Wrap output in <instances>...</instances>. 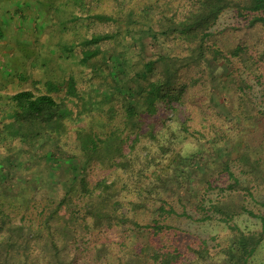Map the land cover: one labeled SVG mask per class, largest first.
Returning a JSON list of instances; mask_svg holds the SVG:
<instances>
[{"label": "trees", "instance_id": "obj_1", "mask_svg": "<svg viewBox=\"0 0 264 264\" xmlns=\"http://www.w3.org/2000/svg\"><path fill=\"white\" fill-rule=\"evenodd\" d=\"M56 1L44 4L54 6L64 16L67 13L63 7L74 6L71 17L61 24L79 25L83 16L76 13L84 9L85 0L55 5ZM135 8H127L126 15L92 9L86 16V22L115 26V31L92 34L84 40L86 44L116 41L123 45L124 39L134 34L135 26L140 27L136 35L151 37L155 43L153 57L140 53L133 63L126 58L122 60L123 69L116 73L110 53L100 49L83 51L84 64L93 69L92 75L107 72L104 77L109 82L111 76L113 84L125 80L124 87L112 85L118 86L115 96L124 102L122 126L111 127L114 107L108 113L107 131L101 133L95 125L71 130L73 114L83 121L80 107L86 109L89 103L80 95L75 75L63 81H39V93L22 90L7 97L6 115L10 122L1 130L2 140L15 133L30 154L40 146L42 154L36 159L35 168L38 173L50 170L51 158L54 160L59 154H68L74 162L69 165L71 172L61 182V188L51 175L43 177L46 182L42 186L38 180L36 185L28 181L17 187L9 176L0 174V264H73L69 246L97 232L117 233L118 239L106 237L95 244L98 260L111 264H253L259 253L264 242V216H258L263 220L261 230H245L235 219L245 213L256 214L232 200L239 190L252 194L253 183L264 184V112L257 111L242 93L230 91L225 95L234 102V118L227 123L220 119V124L213 120L208 124L194 123L186 112V97L203 78L188 79L183 73L201 69L210 58L229 64L238 59L250 71L257 70V64L264 62V0H146L139 12ZM228 10L249 20V41L234 48L212 43L213 28ZM3 37L0 29V40ZM251 47L256 49L257 59L250 53ZM68 48L74 50L75 45ZM130 64L133 73L128 72ZM119 75L123 78L119 79ZM209 78V97L214 103L213 89L225 92L228 83L213 74ZM107 101L112 103L114 99ZM69 102L76 106V113ZM69 136L77 148L64 149L63 142ZM240 140L242 147L235 150V159L230 154L223 156L222 150L228 149L229 143ZM140 144L143 145L139 147ZM207 152L213 154L210 169L198 176L194 187L190 183L196 172L194 159ZM10 157H4L0 169L11 167ZM94 162L117 173L119 181L89 183L83 173ZM233 166H239L240 177ZM78 171L82 173L76 174ZM215 174H227L234 183L231 181L227 187L228 196L209 199L207 208L201 198L212 187L210 178ZM184 190L192 198L183 202V215H188L187 208L191 207L201 215L199 221L218 214L227 223L230 233L220 251L212 253L208 242H203L198 247L189 246L185 255L178 248L163 244L162 233L174 228L166 222L167 216L180 215L172 199ZM41 191L45 194L38 197ZM146 233L148 241L142 242L139 234ZM116 245L119 249L113 253L111 249Z\"/></svg>", "mask_w": 264, "mask_h": 264}, {"label": "rangeland", "instance_id": "obj_2", "mask_svg": "<svg viewBox=\"0 0 264 264\" xmlns=\"http://www.w3.org/2000/svg\"><path fill=\"white\" fill-rule=\"evenodd\" d=\"M46 1L48 0H0V29L4 35L3 39L0 40V134L3 126L10 122L9 117L6 115V111L9 109L7 99L9 95L22 90H33L39 93L38 90L41 89L39 81L48 79L63 81L70 75L77 77L80 95L89 101L86 109L80 107V111L84 112L83 121L77 120L76 115L73 114L74 121L70 122L72 131L75 127L88 125H95L101 133L107 131L108 121H110L108 113L114 107L116 110L112 113L111 127L122 126L125 113L124 102L115 95H117L118 86L124 87L125 80L121 79L123 77L119 75L118 77L121 80L118 79V84H113L111 76H108L110 83L105 79L104 76L107 72L101 73V75H92L93 69L88 64H84L83 51L84 49H100L102 53H110L111 60L114 63L113 73H116L119 69H123L122 60L126 58L133 63L137 61L140 53L148 58L153 57L156 51L155 43L151 37L145 38L143 34L136 35L140 27L137 26L136 29L135 26L133 28L134 34L131 33L127 40L124 39L123 45L117 44L116 41H104L93 45L86 44L84 40L87 41L92 34H106L115 31V26L109 23H95L90 22V20L86 22V16L92 9L102 13L120 11V15H126V9L135 6L136 11L139 12L142 9L139 6L144 5L146 0H85L87 7L85 6L86 8L84 7L83 10H77L76 13L83 16L79 21V25L61 24V21L66 17H71L73 9H76L74 6L63 7L67 13L64 16L54 6L50 7L44 4ZM62 3H68V0H57L55 5ZM134 19L136 22L139 21L137 14H135ZM248 25L249 20L239 17L233 10H228L213 28L212 43H216L217 46L223 48L226 44L229 48H234L239 44L246 43L250 38ZM161 40L164 41L163 38ZM74 45V50L68 48ZM250 49V53L254 54L257 59L256 49L254 47ZM99 62H102V54L99 56ZM129 68L131 69L128 72L133 73V65L130 64ZM212 74L220 78L222 83H228L225 92L217 87L213 89L212 94L214 95L212 98L214 103L210 100V91H208L209 82L211 81L209 76ZM183 76L188 79L192 77L203 78L200 84L198 83L190 88L186 97V112L195 120L194 123L208 124L213 120V122L220 124V119L227 123L234 118L232 115L234 102L231 97L225 95L226 92L230 91L237 92V95L242 93V96L253 102L257 111L264 112V62L258 63L257 70L252 72L247 69L246 64L238 59H234L233 64H229L225 61H214L210 58L208 63L201 69L184 71ZM115 84L118 86L113 88L112 85ZM124 91L128 92L126 88ZM110 98L114 99L112 103L107 101ZM69 105L75 109V113L78 111L73 102H69ZM245 124L244 122L243 125L245 126ZM124 136L126 137L127 134H124ZM134 138L135 136H131V139ZM2 139L0 137V162L4 157L8 158L10 155L12 164L11 167L3 166L1 168V175L9 176L17 187L28 181L36 185L38 180L41 181L40 186H42L46 182L43 177H50L51 175L55 183L59 184V188L62 187L61 182L71 172L69 165L74 162L67 157L68 154H59L54 160L51 158L50 161L53 162L51 169L38 173L35 168L38 167L36 159L42 154L40 146L37 145V150L31 152L33 156H30L32 154L28 153L26 146L21 143L23 140L15 133H12L9 138ZM65 140L66 142H63L64 149L77 148L73 138L69 136ZM146 140L148 141L147 137ZM143 144H140L139 147ZM241 147V140L235 144L229 143L228 149L222 150L223 156L230 154L229 156L235 159L237 157V151L235 152V150H239ZM17 149H21V152H15ZM212 157L213 154L207 152L194 159L193 172H196L190 177L192 186L195 187L198 182L197 178L201 173L210 169ZM233 170L240 177L239 166H233ZM81 173L78 171L76 174ZM83 174L86 175L91 184L99 181L108 183L119 181L117 173L105 168L104 165L98 162L91 163ZM210 180L213 182L212 187L204 195L205 198H201L207 208L209 207V199L217 200L228 196L230 190L227 187L231 181L234 183V180H230L227 174H215L211 176ZM196 188L199 189L200 186L197 185ZM250 191L252 194L248 190H239L232 201L248 206L256 215L252 216L245 213L237 217L235 222L245 230H261L263 220L262 217L258 216H264V184L253 183ZM180 193H177L172 199L180 215L171 218L167 216L169 218L166 222L174 228L162 233L165 234L161 238L163 244L168 248H178L185 255L188 253L189 246L198 247L203 242H208V247L212 253L220 251L230 233L227 223L222 221L221 216L218 214H215L210 220L199 221L201 215L191 207L187 208L188 215H183V202L192 197L190 198L191 193L185 190L184 192L180 191ZM44 194L45 192L41 191L38 197H42ZM186 204L189 205V203ZM120 230L117 229L116 231ZM116 234V232L89 234L85 239L74 242L69 246V258L73 259V264H111L105 260H98L95 244L101 243L100 241L106 237H116L118 239ZM139 235L142 242L148 241V233ZM118 249L119 247L116 245L112 247L111 251L116 253ZM253 264H264V242Z\"/></svg>", "mask_w": 264, "mask_h": 264}]
</instances>
